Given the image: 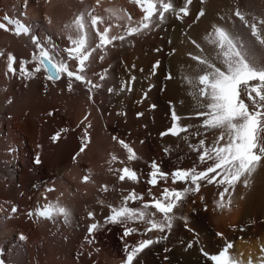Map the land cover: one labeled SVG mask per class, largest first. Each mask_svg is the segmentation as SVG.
Instances as JSON below:
<instances>
[{
    "label": "bare ground",
    "instance_id": "obj_1",
    "mask_svg": "<svg viewBox=\"0 0 264 264\" xmlns=\"http://www.w3.org/2000/svg\"><path fill=\"white\" fill-rule=\"evenodd\" d=\"M3 1L6 11L16 9L17 2ZM41 1L40 8L30 2V23L41 37L40 42L52 46L55 59L63 53L62 46L64 49L71 46L68 37L79 35L72 22L81 13L87 16L96 2V15L104 21L98 27L111 26L110 35L122 34L128 26L124 10L132 14L133 24L143 16L129 0ZM172 3L177 10L185 6V0H172ZM237 9L245 15L249 26L243 25L234 15ZM201 10L204 16L197 19ZM4 13L5 10L0 9V15ZM183 19H177L174 13L166 14V19L151 30L123 42L116 41L115 46H108L103 52L93 53L86 76L101 86L91 91L90 85L79 81L73 82L69 91L64 80L47 79L40 65V73L32 75L37 92L41 95L51 88L58 100L61 95L67 97V105L56 102L41 109L42 118L38 113L20 115L13 106L11 109H15L16 114L13 121H8L6 117L13 112L0 111L5 114L0 120V201L8 204L7 212L18 206L17 214L7 218L0 216V250L4 252V264H122L127 254L122 247L127 245L129 250L138 244L146 237L144 232L149 225L135 220L108 223L111 207L121 206L124 197L132 191L144 199L129 201L131 208H141L149 201L150 194L160 193L159 185L152 187L147 181L153 162L166 172L206 167L200 164L198 153L190 145L198 144L200 139L210 145L218 130L204 133L202 128L193 127L177 137L160 134L171 124L172 110L183 118L182 125L201 123L195 113L204 109L189 95L184 77L197 74V62L189 53L213 55L212 46L204 40L213 25L229 29L249 44L256 61L264 64V46L255 42L250 28L252 22L257 23L264 36V24H260V20H264V0H192L189 16ZM0 34V48L5 53L0 60V73L4 71L9 54L17 57L19 64L26 62L24 65L33 71L38 61H33L32 56L37 50L30 41L9 31L0 30ZM92 36L91 46L94 47L98 38L94 32ZM192 41L200 44L204 52L201 53ZM53 45L61 50L58 55ZM157 62L160 65L154 69ZM6 75L9 78L13 74ZM100 76L105 78L101 80ZM250 84L255 86L258 82ZM110 88L112 92L108 91ZM9 93L10 88L0 95V101L9 100ZM153 105L156 109H152ZM53 110L55 116L50 117ZM40 120L47 125L49 134L59 133L60 140L49 141V148L38 154L41 165L31 166L28 151L33 150L40 135ZM197 131L200 136L195 135ZM49 134L46 135L48 140L51 139ZM120 141L134 151L135 159L128 160V152ZM84 145L86 150L80 152ZM12 148L19 150L11 154ZM113 156L117 158L115 161ZM102 158L110 162L109 173L97 170ZM125 167L136 172L138 182L119 180L122 172L118 170ZM85 175L90 177L89 182H82ZM36 184L57 186V190L49 194L50 202L65 207L69 213L67 219L54 216L51 220L39 221L29 216L33 204L42 201L34 187ZM200 184L198 192H186L173 209L171 229L152 232L155 242L139 253L133 264H211L201 250L218 254L227 243L233 245L229 252L235 259L246 264L249 260L252 264H262L264 161L249 178L247 186L240 182L230 190V206L217 207L222 186L206 181ZM152 218L160 221L162 215ZM92 224L97 228L90 234L88 229ZM127 228L133 231L125 236ZM20 235L26 237L21 240L22 244Z\"/></svg>",
    "mask_w": 264,
    "mask_h": 264
},
{
    "label": "snow or ice",
    "instance_id": "obj_2",
    "mask_svg": "<svg viewBox=\"0 0 264 264\" xmlns=\"http://www.w3.org/2000/svg\"><path fill=\"white\" fill-rule=\"evenodd\" d=\"M133 2L140 7L143 16L135 24L132 23L131 16H128V26L122 34L110 35L111 26L98 27L104 21L101 17L92 15L91 12H88L87 16L81 13L75 18L72 25L79 35L77 38L69 36L71 46L63 49L67 53L68 60L77 62L75 71L69 70L66 61H56L50 55V50L40 43L39 37H33L32 42L36 45L38 53V55L33 53L32 56L33 61H38V65L33 72H40V65H42L47 72L46 78L53 82L61 79L62 75H66L69 80V91L72 90L73 79L90 85L89 91H91V88H98L101 85L93 83L86 76L88 62L90 58H93V53L97 50L103 52L108 46H115L116 41L123 42L128 37L151 30L158 22H163L166 19V14L174 13L177 19L187 16L189 14L187 5H190L192 0H185V6L178 10L174 8L172 0H133ZM203 15L204 12L201 10L197 19ZM234 15L238 17L243 25L249 26V21L240 10L237 9ZM4 19L9 25L13 26L12 31L15 35L29 33L28 27L19 20H12L7 16ZM260 24H264V20H260ZM250 28L251 36L255 38V42L264 46V36L261 35L257 23L252 22ZM0 29L10 30L3 23H0ZM93 32L95 37L98 38V42L95 43L94 47L91 46ZM204 40L212 46L213 55L189 53L191 59L197 62L195 69L197 74L184 77L189 85V95L193 96L201 109H204L195 113L196 118L201 119V123L199 125H182L179 121L183 118L178 116L175 110H172L171 119L173 124L160 135L162 137L166 135L180 136L193 127L202 128L204 133L218 130V134L210 145L206 144L205 139H200L198 144L190 145L192 150L198 153L197 158L200 164H205L206 167L198 170L196 166H193L189 169L173 171L171 182L173 184L184 183L189 187L183 190L165 187L160 197L145 202L141 208L128 206L129 201L135 202L144 199L142 195L137 194L135 191L130 192L128 196L124 197L121 206H110L111 215L106 222L125 223L135 220L148 224L149 227L146 231L164 232L166 228L170 230L174 219L171 213L177 207L178 202L183 200L186 192L199 191L201 181H206L208 184L215 183L217 187H223V190L219 193L220 200L217 207L230 206L231 200L228 196L230 190H234L235 185L240 182L247 186L249 178L256 171L261 161H264V64L256 61L249 44L223 26L213 25L212 31L205 35ZM192 43L201 53L204 52L200 44L196 41H192ZM53 48L58 55L61 50L56 49L54 45ZM2 55L3 53H0V56ZM100 59L103 60V56H100ZM7 61L8 71L14 73L15 57L9 54ZM25 63H20L19 71L24 78H31L33 72L26 70ZM156 67H158V62L153 66L154 69ZM104 78V76H100L101 80ZM253 81L258 82V84L251 85L250 82ZM108 91L112 92L113 89L110 88ZM59 135V133L54 135L52 140L56 141ZM195 135L200 136L201 133L197 131ZM183 138L187 139V137ZM120 143L128 152V160L135 159L134 151L123 141H120ZM85 146L80 148V152L84 151ZM116 159L115 156L112 157L113 161ZM39 162V158H37L36 163ZM152 168L153 171L149 174L150 179L148 180L150 185L156 186L160 179L166 180L168 178L169 174L161 172L157 164L153 163ZM118 171L122 172L119 177L121 181L128 179L138 182V176L132 169L125 167ZM87 181L88 177L86 176L84 182ZM103 190L106 191L107 187L104 186ZM48 191H53V189H48ZM226 197H228L227 203L225 202ZM149 209L155 211L150 212ZM12 211L16 212L17 209L13 208ZM156 213L162 215L160 221L152 218ZM68 214L65 207L53 203L42 207L37 206L35 212H29V216L35 215L38 218L49 220L53 219L54 216H63L67 219ZM91 215L89 213V216ZM96 228L97 225L92 224L88 229L89 233L91 234ZM132 231L133 229L127 228L124 235H130ZM19 239L24 240L26 237L20 235ZM161 239H166V237ZM154 242L151 239L142 240L131 247L130 250L126 245V264H133L137 255ZM188 247L191 248L192 244L189 243ZM232 247V244L228 243L218 254L201 251L211 264H240V261L235 259L229 252ZM262 252H264V249H262ZM0 264H3L2 260H0ZM248 264H252V261L249 260ZM262 264H264V261H262Z\"/></svg>",
    "mask_w": 264,
    "mask_h": 264
},
{
    "label": "rangeland",
    "instance_id": "obj_3",
    "mask_svg": "<svg viewBox=\"0 0 264 264\" xmlns=\"http://www.w3.org/2000/svg\"><path fill=\"white\" fill-rule=\"evenodd\" d=\"M10 1H12V3L17 2V0H10ZM26 1L29 3L32 2L33 4L36 5L37 8L42 7V3H41L42 1L41 0H26ZM0 9L5 10V12L8 11V10L6 11L5 3L3 0H0ZM14 10H15V8L13 9V11ZM9 11H12V10L10 9ZM1 35L2 34H0V36ZM52 42H54V40ZM62 48L64 49V46H62ZM0 52L4 53L2 48H0ZM16 53L19 55V52H16ZM15 58H17V57H15ZM7 63H8V61L6 60V63H5L6 65H5L4 71L0 73V95H2L4 91H7L10 88V93L8 95L10 98H9V100H6V101H0V111L2 109L7 110V111L10 110V112H13V114L6 117V120L13 121V118L15 117V114H16V110L11 109L13 106L17 107L20 115L25 114V112H26V115H28L29 113H33V114L38 113L39 118H42L43 114H41L39 111L43 108H46L47 105H51V104L56 103V102H58L59 104L67 105V97L61 95V97L58 100L56 94L54 93V91H52L53 89H51V88L50 89L47 88L46 91L40 95L36 90V88L38 86L34 84V79L32 76H31L32 77L31 79L30 78H24L22 76V74L19 73V75L18 74L12 75L11 77L9 76V78H8V76L6 75V73L9 72L8 68H7ZM25 66H27V68H26L27 71L33 72L27 64L24 65V67ZM18 67L20 68L19 60H18ZM34 73L39 74L40 72H34ZM44 74L47 77L45 70H44ZM55 82H58V81H55ZM9 101H11V102H9ZM0 115L2 117L5 116V114H3V112H0ZM54 116H55V111H54ZM50 117H53V116L50 115ZM39 127L41 129V132H40L39 137L36 140L35 147L33 148V150L30 149L28 151L29 152V154H28L29 165H31V166H34L33 160H34L35 156L40 154L41 150L48 149L49 148L48 145L50 146V142L53 141L52 137L54 135L49 134L50 130L48 129L47 125H45L41 120L39 122ZM47 134L51 135L50 140H48L46 138ZM35 153H37V154L34 155ZM110 166L111 165H110L109 160H105L102 158V160L99 162V166H97V170L99 173H104V172L109 173V171H111L109 169ZM185 229H188V228L185 227ZM122 248L124 250H126L125 246Z\"/></svg>",
    "mask_w": 264,
    "mask_h": 264
}]
</instances>
